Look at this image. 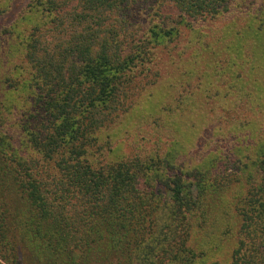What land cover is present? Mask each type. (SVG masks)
Here are the masks:
<instances>
[{
	"label": "trees",
	"instance_id": "1",
	"mask_svg": "<svg viewBox=\"0 0 264 264\" xmlns=\"http://www.w3.org/2000/svg\"><path fill=\"white\" fill-rule=\"evenodd\" d=\"M238 12L235 0H29L0 73V264H264V107L237 146L215 127L207 155L174 132L195 110L175 98L187 88L169 44L183 28L214 71L242 77L241 100L263 101L264 2L253 26H200ZM152 69L167 82L138 79ZM148 123L167 147L140 149Z\"/></svg>",
	"mask_w": 264,
	"mask_h": 264
},
{
	"label": "rangeland",
	"instance_id": "2",
	"mask_svg": "<svg viewBox=\"0 0 264 264\" xmlns=\"http://www.w3.org/2000/svg\"><path fill=\"white\" fill-rule=\"evenodd\" d=\"M238 4L239 12L236 15L229 16L224 20L215 22L214 24H200V26H218L219 29L224 26H229L231 20L236 16L238 18V26H253L254 25V13L260 4L264 0H235ZM11 8L7 13L1 14L0 12V73L4 72V61L6 57L3 52L6 48H13L15 43L19 44L20 39L24 36V32L20 33V30L25 28L24 26L15 27L19 18L22 16L29 0H10ZM169 13H173L171 10ZM252 14V15H251ZM160 22L163 20H159ZM165 21V20H164ZM198 26V27H200ZM13 28L18 30L17 38L13 35V39L7 36ZM201 28V27H200ZM208 31L207 29L204 30ZM193 39V34L188 28H183L181 30V36L179 40L169 44V47L175 49L174 55L183 57L184 67L182 71H179L178 75L181 73V77L185 78V85L187 88V93L184 95L176 94L175 98L184 96L183 101H188V105L194 110L190 114V120H186V123L179 127V130L174 131L175 135L180 138L187 148H191L188 155L191 158L199 157L201 155H207L211 150L215 149L214 143L219 142V138L216 137L217 132L215 127L220 126L226 127V132L228 133L227 139L231 142L221 143V146L228 147L230 145L237 146L240 134H236L240 126V121L249 122L247 125L248 132H253L255 128L256 120L262 119L263 117L256 116L258 108L260 106L264 107L262 96L260 101H257L256 106L253 107V103L248 99L241 100L240 81L242 77L236 73L230 71L225 72L223 75L218 74L214 71L213 66H211V59L209 57L210 48L204 46L202 49V54L199 50H196V46L192 45L191 40ZM13 40V41H10ZM203 46V45H202ZM168 51V49H166ZM172 51V49H171ZM181 52H185L184 55ZM163 55L160 58L162 60H167V66L171 67V61L167 59V53L164 50ZM224 53V52H223ZM223 64V63H222ZM227 64H223L222 68H226ZM162 68V71L163 72ZM151 77L147 78L144 74L139 75L138 79L142 82H146V85L150 83V80L154 77L158 81L162 80L167 82L168 75L163 74V78L156 75L155 69L150 71ZM139 83V81H138ZM136 83V84H138ZM156 94V93H155ZM264 95V93H263ZM187 96V97H185ZM264 97V96H263ZM145 110H153L155 107L151 100L145 99ZM157 101L155 102L156 105ZM261 113V112H260ZM249 120V121H248ZM257 125V124H256ZM155 126L148 123L141 127L143 132L150 133V140H143L140 143V149L155 150L158 146L162 148L167 147L169 144V136L159 133ZM185 137V138H184ZM110 141V138H107ZM124 150L126 152L134 151L136 148V143L134 141L136 138L130 134V136L124 139ZM121 143L118 139L117 142L112 143V148L114 149L111 154V158L119 155L116 146Z\"/></svg>",
	"mask_w": 264,
	"mask_h": 264
}]
</instances>
